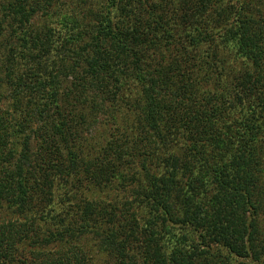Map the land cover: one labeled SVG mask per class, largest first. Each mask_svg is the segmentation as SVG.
I'll return each instance as SVG.
<instances>
[{
    "label": "trees",
    "instance_id": "trees-1",
    "mask_svg": "<svg viewBox=\"0 0 264 264\" xmlns=\"http://www.w3.org/2000/svg\"><path fill=\"white\" fill-rule=\"evenodd\" d=\"M60 2L0 0V264H264V0H104L62 43Z\"/></svg>",
    "mask_w": 264,
    "mask_h": 264
},
{
    "label": "rangeland",
    "instance_id": "rangeland-1",
    "mask_svg": "<svg viewBox=\"0 0 264 264\" xmlns=\"http://www.w3.org/2000/svg\"><path fill=\"white\" fill-rule=\"evenodd\" d=\"M62 2H60L59 4V15H56V11L54 13H52V16L49 17L47 20L44 19L41 22V25H45V26H52L55 30L56 33L58 35H55L56 37L58 36L57 39L61 40L60 43H62V40L64 39V37H66L72 30V25H69V27L63 26L62 24L64 23V21L62 20V18L64 17V15L66 14H70L73 11L79 12L81 15L80 19L83 22V20H87L86 17L89 16V11H93V12H97L102 10V3L104 2V0H83L82 2L77 1V0H61ZM63 5V6H62ZM55 9L52 8L51 11H54ZM42 14V11L39 12V15ZM85 17V18H84ZM94 19V17H92ZM46 20V22H44ZM55 37V38H56ZM61 54L62 50L59 51ZM58 54V53H57ZM58 54V55H59ZM131 117V116H130ZM110 127L111 130L106 133V137H110L113 138L112 134L110 133L111 131H115V127L116 125L113 123H110ZM125 129V128H124ZM121 128V130H124ZM127 133L131 132L130 130H126ZM155 146V148L153 147ZM151 148L149 147H141L140 150H136V152H133L134 156L129 157L130 159V171L132 169V171L130 172L131 174L134 175H129L128 179L124 180L123 184H119L120 182L117 181L116 183H114L111 186H108L105 191L103 190H99L97 191V200L98 202H102V203H109V206H111V210H114L115 213L119 214L120 213H127L128 210L132 209L133 206H135L137 204L138 201V197L139 195L137 194L138 190H139V183H140V177H141V173H143V167L142 164L144 161L148 162V165L152 167L153 164H158V163H163V158H165L166 153L168 152V150H166L164 147L162 148L161 145L156 144L153 145ZM149 154V155H147ZM147 157V158H146ZM184 182V181H183ZM139 193V192H138ZM90 196V197H89ZM87 196L89 200L92 199V196L89 195ZM84 195L81 197H79V203L80 205L77 206L78 203H76V200L72 201L71 203H66V205L64 204H60V205H52L54 207V211L58 214H62L65 215L66 210H71L70 214L73 216L72 218L75 219H81V215L84 212V208H85V203H82L81 200H83ZM78 200V199H77ZM84 204V205H83ZM72 205V207H70ZM133 205V206H131ZM48 207H45V213L48 212ZM110 208V207H109ZM50 209V207H49ZM74 210V211H73ZM134 210H138L137 208H135ZM51 212V211H50ZM49 212V213H50ZM138 212V211H137ZM43 215H46V214ZM129 214V213H128ZM39 217L40 215L37 214ZM15 213L8 209L7 207H4L1 209L0 211V220L1 221H8L10 219L15 218ZM41 218V217H40ZM44 218V217H42ZM138 218H140V216H138ZM71 218H68L66 220H70ZM79 219V222H80ZM51 220V219H50ZM40 222H43L40 220ZM51 222H55L53 220H51ZM89 237L91 238L93 236V233L88 234ZM87 241V240H86ZM87 251L91 256L92 259V264H104L105 263V256H102V254L100 255L99 253V247L96 245H92L90 243H87L86 245ZM31 254V253H30ZM30 254L26 253V258L31 257ZM26 260L24 259V257H22L19 261H16L15 264H23L22 261ZM3 264V263H2Z\"/></svg>",
    "mask_w": 264,
    "mask_h": 264
}]
</instances>
